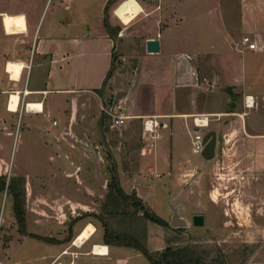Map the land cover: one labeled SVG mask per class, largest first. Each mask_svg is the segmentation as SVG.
Instances as JSON below:
<instances>
[{"label":"crops","instance_id":"obj_1","mask_svg":"<svg viewBox=\"0 0 264 264\" xmlns=\"http://www.w3.org/2000/svg\"><path fill=\"white\" fill-rule=\"evenodd\" d=\"M119 1L0 0V174L7 179L24 177L26 196V233L14 226L9 231L10 237L2 244L0 259H36L44 260V264L55 259V263L79 264L75 259L82 256L107 257L113 252L115 246L103 242V230L92 221L85 222L94 225L89 237L82 244H75L74 238L85 223L81 222L82 218L76 219L66 228L59 217L65 214L64 210L54 202L60 194L70 200L72 193L55 185L58 177L63 180L76 177L74 192H77L87 181L89 172L84 169L90 164L101 181V154L92 150L89 160L76 140H83L82 133L89 129V121L103 109L100 97L105 86L115 78V58L112 72L108 76L107 73L116 49L123 54L136 55L134 77L142 86L139 93L128 85L118 105L107 108L123 115L124 122L129 118L141 121L143 142L136 146V158L128 163L130 170L124 174L141 179L145 168L149 173L157 168L175 185L173 175L176 176L178 169L185 171L180 174L190 176L203 165L224 163L237 156V162L255 172L256 184L262 185L264 181V82L250 83L264 79V0H231L236 8V24L245 28L241 38L248 35L251 40L254 35L258 48L254 58L248 56L244 69L241 67L237 72V64H233L226 53L227 43L233 45L239 40L217 33L211 43L199 45L194 39L201 41V37L188 36L185 31L181 7L185 0H137L140 10L127 22L115 14ZM205 1L209 2L207 21L218 30L215 18L221 17L222 5L229 0ZM105 16L111 27L118 28L113 36L104 26ZM184 35L193 44L195 41L196 49L169 54V43ZM149 38L158 39L157 52L146 50ZM10 61L21 64L15 77L7 68ZM119 61H124V57H119ZM250 62H254L253 69L248 68ZM247 69H251L253 78L244 77ZM202 77L206 82H201ZM11 93L19 97L13 110L9 108ZM245 95L253 97L252 108L244 106ZM140 96L142 109L135 106ZM123 100H129L126 108L122 106ZM217 114L221 115L215 119ZM149 116H156L160 124L152 133L145 131L142 125L143 119ZM196 116L203 117L206 123L196 126L193 121ZM195 130L202 135L213 130L218 140L212 158L204 159L199 154V161L192 163L176 148L175 138L179 132L187 133L191 142ZM119 173L117 170L120 184ZM160 173L155 174L161 176ZM259 190L262 193V188ZM216 192L212 184L209 198L214 204L219 198ZM182 196L181 191L168 195L171 221V208H176L187 225L189 219L182 214ZM193 213L204 216L203 212ZM221 213L229 214L225 208ZM29 216L33 223L53 218L59 227H48V234L31 231L27 228ZM171 221L169 225L175 227ZM26 243L32 249L43 243L51 246L23 256L22 248ZM96 244H105L107 254L94 253ZM13 251L17 255L11 258Z\"/></svg>","mask_w":264,"mask_h":264},{"label":"rangeland","instance_id":"obj_2","mask_svg":"<svg viewBox=\"0 0 264 264\" xmlns=\"http://www.w3.org/2000/svg\"><path fill=\"white\" fill-rule=\"evenodd\" d=\"M195 1L185 0L181 5L184 21H186L184 27L188 36L198 35L201 37V41L194 39L197 43L200 42L199 45L211 43L217 33L240 40L245 28L236 24V8L231 4L234 3L233 1L229 0L225 5H222L220 12L225 15L220 14V18H215V28L218 30L213 29L211 21H207L210 18L207 14L209 2ZM250 34L253 35V32ZM185 36L182 39L172 40L167 52L173 54L176 50L196 49L195 41L193 44L189 38H186L188 36ZM254 38L253 35L243 51L234 50L232 43H227L226 56L232 58L233 64H237L239 67L235 66V69H239L236 72L241 71V67L244 69V60L247 61L248 56L253 57L255 51H258ZM121 54L123 51L120 49H116L114 52L113 74L115 78L109 82L108 86H105L100 97L103 109H99L97 117L89 121V129L85 131V134L82 133L83 140H76L80 151L85 153L84 155H87L89 160L92 150L101 154L103 160V167L99 174L101 181L96 178L93 165L89 164L84 169L89 172V176L86 183L80 185V190H78L80 192H74L76 178L74 176L67 180L58 177L55 184L64 189L66 193L72 192L70 200L60 194L54 202L56 207L60 206L64 210L65 214L59 217L66 225L65 227L69 228L76 219L82 218L83 224L86 221H92L102 230L101 221L91 214L95 213L103 215L111 228L124 231L135 236L137 240L143 241L150 251H160L166 245H187L204 253L207 259L215 263L264 264V181H262V185L256 184L255 172L245 169L242 162H237V156H234L233 159L228 158L224 163L203 165L198 172L195 171L190 176L180 174L185 171L178 169L176 176L172 174L177 181L175 185L165 179V176L157 168L152 173H149L145 168L141 179L124 174L130 170L127 168L128 163L136 158V146L143 142L141 121L138 118H129L120 125H112V119L105 110L114 113L107 108L116 103L118 105L119 99L126 95L128 85H131V88L139 93L142 91V86L134 77L137 72L138 58L136 55L128 53H124L122 56ZM119 57H124V61L120 62ZM149 62L154 63L150 60L145 61V63ZM247 65L248 68H252L254 62ZM250 70L247 69L243 73L244 77H254ZM263 82L264 79L250 83L263 84ZM139 98L140 101L135 103V106L142 109L141 96ZM128 101L123 100L122 106L126 108ZM176 136H178L175 138L177 140L176 148L180 150L181 154L189 158L192 163L198 162L199 153L193 151L188 134L179 132ZM111 169H114L116 175L119 170L123 191L136 197L140 195L141 199L140 197L139 199L146 210L166 221L167 226L143 217L142 210L135 209L130 200L117 206V210L108 202L106 198L109 190L107 184L112 175ZM158 171L161 176L155 174ZM212 184L216 187V195L219 197L215 199V204L209 198V188ZM258 186L262 188V193L258 192L260 191ZM135 190L137 191L135 192ZM180 191L183 194L180 200L184 206L182 214L189 221L187 225L172 227L169 225L171 211L168 195ZM222 208H225L229 214L223 216ZM112 209L117 212L110 213ZM136 212L137 214H134ZM193 212L204 213V225L194 226L191 224ZM14 226L17 227V224L13 215L11 196L4 190L0 193V257L3 254L2 244L10 237L9 231ZM51 226L59 227L53 218L40 219L39 223H33V219L29 216L27 228L31 231L48 234L46 229ZM50 246L48 243H43L32 249L30 244L26 243L22 248L23 256L45 250ZM114 246L113 252L107 257L89 254L75 260L79 264H116L117 262L121 264H151L144 254L133 246ZM15 255H17L15 251L10 253L11 258H14ZM55 261L54 259L50 264H56ZM44 262V260L36 259H0V264H44Z\"/></svg>","mask_w":264,"mask_h":264},{"label":"trees","instance_id":"obj_3","mask_svg":"<svg viewBox=\"0 0 264 264\" xmlns=\"http://www.w3.org/2000/svg\"><path fill=\"white\" fill-rule=\"evenodd\" d=\"M107 8V5L105 6ZM104 26L108 33L113 36L118 28L111 27L107 21V17H104ZM114 55H112V62L110 69L107 73V76L112 72ZM112 175L110 181L107 184L109 188L107 193V200L110 202L113 207L117 210L120 204L126 203L130 200L131 204L135 209L142 210V216L148 218L154 222L163 224L167 226V222L160 219L154 213H150L141 200L135 195L127 194L123 191L122 187L119 184L117 175L114 172V169H111ZM24 177H15L7 179L6 175L0 174V193L4 190L10 194L13 215L17 224V229L21 233H26V206H25V186H24ZM115 209H112L110 213L117 212ZM120 211V210H118ZM96 216L101 221V226L103 230L102 240L107 245H130L137 248L144 256L149 260L151 264H220L215 263L212 260L206 258L204 253L198 252L190 246L180 245L172 246L166 245L160 251H150L147 249L143 241H139L135 236L130 235L124 231H117L109 226L106 219L103 215H98L91 213ZM134 214H137L134 213Z\"/></svg>","mask_w":264,"mask_h":264},{"label":"bare ground","instance_id":"obj_4","mask_svg":"<svg viewBox=\"0 0 264 264\" xmlns=\"http://www.w3.org/2000/svg\"><path fill=\"white\" fill-rule=\"evenodd\" d=\"M140 10V5L137 0H121L115 8V14L122 19V21L127 22L133 17V14L137 13ZM21 67L20 63L9 62L7 68L11 71L12 76H17L19 69ZM18 94L11 93L9 108L15 109L18 102ZM30 107H37V105H30ZM199 121V120H198ZM94 230V225L91 222H88L84 227L76 234L74 238L75 244H82L83 241L89 237L91 232ZM108 247L105 244H96L93 247L94 253L99 255L107 254ZM61 264V263H56Z\"/></svg>","mask_w":264,"mask_h":264},{"label":"built area","instance_id":"obj_5","mask_svg":"<svg viewBox=\"0 0 264 264\" xmlns=\"http://www.w3.org/2000/svg\"><path fill=\"white\" fill-rule=\"evenodd\" d=\"M250 42V37L248 35L243 36L239 41H235L233 43V48L234 50L237 51H243L245 45ZM188 59H192L191 56L187 55ZM198 80V78H196ZM201 82H206V78L202 77ZM243 104L247 108H252L254 106V99L251 95H245L243 97ZM105 112L111 117L113 125H120L124 122V116L123 115H117L115 113H111L107 110ZM221 114H217L215 119H218ZM206 119V117H205ZM199 120V121H198ZM194 124L196 126H201L202 124H205L206 121H203V117L201 116H196L193 118ZM55 123V121L53 122ZM143 129L147 131L148 133H152L156 127H158L159 121L157 120L156 116H149L147 118L143 119ZM192 149L196 153H201L204 147V142H203V135L198 132L197 130L194 131V135L191 141ZM70 264V263H69Z\"/></svg>","mask_w":264,"mask_h":264},{"label":"water","instance_id":"obj_6","mask_svg":"<svg viewBox=\"0 0 264 264\" xmlns=\"http://www.w3.org/2000/svg\"><path fill=\"white\" fill-rule=\"evenodd\" d=\"M146 50L148 52H157L159 50V41L156 38H149L146 40ZM218 140V136L216 135L215 131L210 130L207 131L203 135V142L204 147L201 151L200 155L204 159H210L214 155V147L216 145V142ZM60 155L63 157L65 163L68 165L67 159L64 157V155L59 152ZM173 212V217L171 224L175 227L184 226L186 225V222L182 217L179 216L178 211L176 208H171ZM191 224L194 226H202L204 224V216L200 213H195L191 217Z\"/></svg>","mask_w":264,"mask_h":264}]
</instances>
